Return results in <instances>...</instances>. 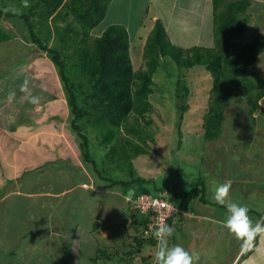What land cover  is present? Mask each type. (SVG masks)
Masks as SVG:
<instances>
[{"label":"rangeland","instance_id":"374dc122","mask_svg":"<svg viewBox=\"0 0 264 264\" xmlns=\"http://www.w3.org/2000/svg\"><path fill=\"white\" fill-rule=\"evenodd\" d=\"M249 2L252 3V5H249L250 7L248 6L245 12V15L248 18V23L243 33L237 39L239 43H246L253 38H258L261 41L258 33L253 30V24L258 28L264 21V3L259 7L255 0H249ZM23 3H25V6V0L19 2L17 0H7L6 5L11 11H22L23 9L21 7L23 6ZM127 5L130 6L129 4ZM136 5L139 9L143 10L144 6H141L140 4ZM175 6L179 9H190L197 13L198 17L203 16V10L208 13L211 11V9L207 11V5L199 1L196 3L181 2ZM175 6L174 8H171L172 11H175ZM251 12L255 15H252ZM211 13L213 15V10ZM122 15L128 18V11L125 8H123ZM67 19L68 18H65V22H67ZM48 21L49 23H52L50 17ZM65 22H62L60 25H65ZM128 22L131 26L134 25L131 21ZM142 22L143 21L141 20L140 23ZM134 23L136 32L134 35L132 34L134 40L131 42L132 46L130 47L129 52L133 67L134 69H137L138 67H142L143 59L141 49L143 50L146 32L148 31L150 23L148 21L145 26L142 25L143 27L138 24L139 22L134 21ZM0 26L6 30L7 33L9 32L12 34V32H14L19 35L18 38L21 37V39L22 34L23 37L27 34L24 31L18 30L16 23L10 22L3 17L0 18ZM99 34V30H94L91 32V38ZM23 44L24 43L21 40H16L14 37L11 41L8 40L0 44V74H8L7 71L10 67L14 66L22 57H25L26 60L35 57L34 59H37V61L33 64L34 67H32V70L36 74L42 72L39 79L44 81V85H46L45 82L52 83V79L57 82L56 86L58 87V93H56L55 83L54 85L52 83V86L49 87L52 96L49 97L51 99L54 97L55 101L60 97L61 100H63L66 96V92L63 84L59 80L55 66L47 61L48 55L41 52L34 44H30L32 48H27L29 49L28 51L26 49L23 51V48L25 47ZM263 55L264 53L257 58V61L263 60ZM28 62L29 61L26 62L27 66L30 64V62ZM250 69L254 70L261 76L264 75V67H260L259 62L258 65H255V68L251 65ZM180 74L184 75V79L181 81H184L189 89V94L187 96L188 108L184 112L180 125L181 136L177 134L176 123L178 110L175 105L176 99L174 98L175 83ZM19 79H24V77L20 75ZM153 79L156 84L153 86L154 91L149 95V99L154 105V110L146 117V119H151L152 122L146 125L140 120L139 126L144 130L146 129L151 132L155 141L154 143H150L152 149L151 154H140L132 160L131 165L133 167V175L146 179L147 182L145 184L150 186V189H157L164 194H170L174 190L178 194L180 192V190L178 191L179 186L182 188V191L187 188H192L190 191L192 192L190 193L192 198H194L195 192V194H200L199 196H202V199L205 202V204L201 203L197 205L195 209L204 210L205 206L206 209L209 208L215 210L213 213L214 215H220L218 210L220 206L213 199L214 189L218 184L231 180L232 188L229 199L247 205L250 210L249 216L254 220L255 215L261 214L263 212L262 210H264V96L259 100L260 107L253 113L254 121L252 122V118L247 113L248 106L245 97L237 92L235 94L236 96L229 99L227 106L225 107V119L221 126L220 136L215 140L209 141L205 140L203 137L204 129L202 127V122L203 114L207 107L208 96L210 94L212 78L205 67L202 65H194L192 67L179 69L169 56H165L160 58V65L157 71L153 74ZM46 100L47 99H45L44 102H46ZM55 101L53 99L51 104L46 105L45 107L50 109L58 106L59 102ZM65 105L66 104H64V106ZM63 110L64 107L59 109L58 112H55L56 116L46 115L43 121H33L34 129L44 128L46 131L42 136L44 141H41L40 136L32 137V142L35 141L37 143V148L34 149L31 147L36 151V154L32 152L31 155H36V160L30 165L25 166L34 169L40 165L46 164L44 166L47 167L49 159L52 162L56 157H66L68 163L73 164L66 167L64 165L63 169L66 170L67 176L71 175V171L74 173L73 168L78 166L79 163L81 164V167H84L81 156V152L83 151L77 143V136L69 124L71 116L64 119L63 113H61ZM132 116L133 114L131 113L127 121L128 124L134 122ZM49 117H51L52 120H50ZM24 122L25 121L22 123ZM61 125L63 128L60 130H64L65 133L63 138L58 136L59 131H55L56 128L62 127ZM19 129L21 130L19 134L25 135V125L22 124ZM87 130L84 132L89 137L88 151L101 175L117 179H130L128 164H125L124 161L117 160L115 161V165V163L109 159L108 155L105 154L106 146L103 143H99L101 140L100 136L95 135L92 137L90 129ZM55 132L58 134L56 135ZM7 139V136L2 137L0 134V195L2 193L4 195L0 207L8 209L11 212L7 215L5 214L0 220L3 219L10 221L11 224H13L12 230L21 233L25 231L23 228H26V226L24 225H30L31 221H33V216L39 215V213H36L37 211L46 213L48 209L51 208L47 203L43 201L41 202V199L24 197L23 192L29 189V184H31L34 177L40 179L41 176L45 178L49 177L50 174L46 172H44V174L39 171V173L35 175L36 172L30 171L31 174L30 172L26 173L22 179H19L18 181L15 180L14 172L11 169V156L15 157V164L20 160L28 159L20 153L21 149L17 151L12 150L11 153H14L12 155L8 153L5 141ZM50 142L53 143L51 146H49ZM178 143H180V146L177 145ZM44 145L47 147L45 148ZM21 146V144H18L16 147ZM70 157H72L71 160ZM86 166L88 168H93L91 163L86 164ZM77 177H81V173L77 174ZM198 179H200V182H197L199 181ZM11 180L12 185L10 182ZM52 180L54 186L67 182L60 181L59 178ZM25 182L27 185H25ZM100 183H102V181H100ZM202 183L204 184V187H202ZM135 185L136 183H132L127 187L129 189L126 191L123 189L125 192L123 197L124 200L126 196L132 194V188H134ZM175 185H178V187H175ZM192 185L194 186L192 187ZM12 188H15L14 190H19L17 195L20 196H17L16 194L6 195V192H8L9 189L12 190ZM121 192L122 191L119 193ZM102 199L110 200V203H113L116 209L121 205H125L123 204V199H119L117 195L105 196ZM89 201L92 202V199H89ZM75 202H77V199L74 200L72 204ZM78 203L79 204L76 206H72L73 211L76 213L74 219L80 221V224H83L84 227H78L74 233L75 235L68 233V230L67 233H64V236H66L68 240V244L65 245H69L71 248L74 247V250L67 251L66 249L68 248H64L63 245L59 246L55 243L54 238H59L58 233L60 231H57L56 228H54L51 235L52 242L50 243L52 250L49 251V254H43V251L41 250L43 246L36 245L34 243L36 240L33 241V248L26 242L29 248L37 249L38 252H42V257L43 255L48 257L51 252H54L51 254L50 258L41 261L42 258L38 255L31 257L33 252L31 251L29 256L27 254L16 255L18 259L23 256L19 261L24 264H116L114 257L107 260L100 254L101 258H99V255H95L94 252L97 247L96 240L99 238L98 231L100 229L98 225L104 226L105 223H98L95 227L90 228L87 223L88 216L82 211L80 202ZM123 210L125 211V208ZM221 214L225 218L228 215L225 206H223ZM121 216V218H115L112 216V223H117L121 220L118 224L123 226L125 214ZM137 217L140 216L137 215ZM261 217L262 219L264 218V212L261 214ZM173 218H175V215ZM191 224L187 225L186 223H183V221L173 220L171 227L175 229V232L168 238L170 246L180 244L190 252L198 253L200 256L198 264H230L229 259L234 255L236 246L240 241H238L233 235L228 234V230H225V228L221 226H217L216 229H209L207 234L202 230L200 232V235L202 236L199 235L198 237V235H195L197 238L193 241L190 237L192 236L190 232L193 230ZM192 226L194 228L193 224ZM136 227L137 226L134 224H131V227L129 224L126 225V229H128L131 234L129 245L127 243L128 240L124 242L127 238L122 237L121 240L117 241L113 246L119 247L123 250V253H120V256L123 257L122 262H127V264H154L157 243L152 244L147 241H142L140 245L135 243L133 240L134 235H140V230H137L140 228L136 229ZM216 238L218 241L215 242L214 239ZM29 239L30 237H27L23 240L29 241ZM200 242L207 246V250L202 251L199 248ZM10 246L13 245L11 243H4V248L2 244L0 245V248L4 251V257L8 256L7 250ZM60 247L63 248L58 249ZM127 250H132V252L126 253ZM135 255H138L137 258H135ZM244 257L245 255H239L237 257V260H239L238 264H242Z\"/></svg>","mask_w":264,"mask_h":264},{"label":"trees","instance_id":"16d2710c","mask_svg":"<svg viewBox=\"0 0 264 264\" xmlns=\"http://www.w3.org/2000/svg\"><path fill=\"white\" fill-rule=\"evenodd\" d=\"M25 2L26 5L23 3L21 7L24 11H11L6 5L7 0H0V18L16 23L18 30L27 33L24 37L22 34L23 41L31 42L30 44L46 53L49 62L55 66L66 92L68 117L71 116L69 124L83 151L82 162L84 166L90 163L93 165V168L87 167L88 171L108 180L109 186H119L125 191L129 189L127 187L130 184L136 183L132 188L134 197L140 194L162 195L176 208L173 216L176 213L182 215L193 200L205 204L202 196L195 194L194 190L195 196L192 198V188L182 191L179 186L178 194L175 190L164 194L157 189H150V186L145 184L146 179L133 175L132 160L140 154H151L150 143L155 141L151 132L139 126V121L142 120L146 125L152 122L146 117L154 110V105L149 99L156 84L153 74L160 65V58L165 56H169L179 69L202 65L210 73L212 85L202 122L205 140L212 141L220 136L225 107L237 92L245 97L247 113L252 122L254 121L253 113L260 107L259 100L264 96V75L251 70L250 66L263 52L264 42L258 38L246 43H239L237 40L248 23L245 12L250 4L249 0H212L215 38L212 46L182 47L174 44L168 39L163 22L156 19L143 45L142 67L137 69H134L131 61L129 51L132 39L124 24H109L99 35L91 38V32L104 19L111 0ZM49 17L52 23H49ZM65 18H68L67 22ZM62 22H65V25H60ZM15 36L19 35L14 32L7 33L0 26V44ZM182 79L184 75L180 74L174 92L178 110L176 128L180 136V125L188 108L189 94V89ZM131 113L134 122L128 124ZM87 129H90L92 137L100 136L99 143L106 146L105 154L115 165L117 160L128 164L130 179L101 175L88 151L89 137L84 132ZM177 145L180 146V143ZM198 180L197 182H200V179ZM201 185L204 187L203 183ZM133 215V224L137 226L136 229L140 228L137 229L140 230V235H134L133 240L137 244L142 241L157 243L153 236L143 237V230L148 226V215L139 211L133 212ZM170 220L169 216L166 222L169 226ZM252 248L243 253L249 254ZM14 253L10 251L8 256L2 257L0 264H24L19 261L23 256L18 259ZM100 255L106 259L110 257V253L106 252Z\"/></svg>","mask_w":264,"mask_h":264},{"label":"crops","instance_id":"0c3cea01","mask_svg":"<svg viewBox=\"0 0 264 264\" xmlns=\"http://www.w3.org/2000/svg\"><path fill=\"white\" fill-rule=\"evenodd\" d=\"M198 1L203 2V4L207 5V11L209 9H211V11L213 10L212 0H111L104 19L98 24L95 29H93V31L99 30V33H101L109 24L122 23L127 27L132 39L131 42H133L134 39L132 37V34L134 35V33L136 32V29L134 28V21L139 22L138 24H140L141 27L145 26L149 21L150 25L148 27V31L146 32L147 36L156 19H160L165 26L168 39L174 44L182 47H190L193 45L212 46L214 45V34L213 15L211 11L208 13L203 10V16L198 17V14L190 9H179L177 6H175L181 2L196 3ZM256 1L258 0H255V2ZM256 3L257 5H259V7H261L264 3V0H259ZM127 4H129L130 6H128ZM136 4L144 6L143 10L139 9ZM249 5L251 6L252 3H250ZM174 6L175 11H172L171 8H174ZM123 8L128 11V18L122 15ZM251 14L255 15L253 12H251ZM141 20L143 21L142 23H140ZM128 21H131L134 25L131 26ZM253 25V30L258 33L261 41L264 42V21L258 28L255 24ZM18 37L19 36H15L14 38L16 40H21L24 43L23 45H25V47L23 48V51L25 49L28 51L29 49L27 48L31 47L30 43H26L23 41V39H20ZM11 40L12 38L10 39V41ZM131 46L132 45L130 43V47ZM263 53L264 50L259 54L257 58H259ZM34 58L35 57L26 60L25 57H22L14 66L10 67V69L7 71L8 74H0V134L2 137L7 136L8 138L7 140H5L8 153L12 155L14 154L11 153L12 150L17 151L21 149L20 153L24 157H26V159H28L20 160L17 164H15V157L11 156V169L14 172L15 180L18 181L19 179H22L24 175L26 173H29L30 171L36 172L35 175L39 173V171L41 173L46 172L50 174L49 177L44 178L43 176H41L40 179L38 177H34L31 184H29V189L23 192V196L27 198L35 197V199H41V202L43 201L47 203L49 206H51V208H49L46 213L37 211L36 213H39V215L33 216L34 218L33 221H31V224L24 225L26 226V228H22L25 231L21 233L12 230L13 224H11L10 221L3 219L0 220V245L2 244L4 248V243H11L13 246L8 247V253L10 251H14V255L23 253L29 256V253L33 251L32 254L30 253L31 257L38 255L42 258L41 261H45L46 258H50L51 254L54 252H51L48 257H46L45 255H43L42 257V252H38L37 249H32L33 241L36 240L34 242L36 245L43 246V248L41 249L43 251V254H49V251L52 250L50 246V243L52 242V230L56 228V230L60 232L58 233L59 238H54L55 243L59 246L63 245L64 248H68L66 249L67 251L74 250V247L71 248L69 247V245H65L68 244V240L67 237L64 236V233H67L68 230V233L74 234L78 227H84L83 224H80V221L74 219L76 213L72 209V206H76L77 204H79L78 202H80L82 211L85 212L88 216L87 223L90 228L95 227V225H97L96 223H105L104 226L98 225L100 229L98 231L99 238L96 240L97 247L94 252L95 255L98 256L102 252H106L107 254L110 253L109 259L114 257L116 260V264L123 263V257L120 256V253H123V250L113 245H115L117 241H120L122 237H126L127 239H125L124 242L128 240L127 243L128 245L130 244L129 242L131 241V234L130 231L126 229V225L129 224L131 227V224H133L132 217L134 215L126 205H121L116 209L113 203H110V200L102 199L105 196L117 195L119 199H123V204H125V200L123 198L125 192L122 188H120L119 186H109L108 180L95 175L94 172H89L87 166L81 167V164L79 162V165L73 168L74 173L71 171V175L67 176L66 170L63 169V167L64 165L66 167L73 164H69L66 157V159L64 157H56L52 162L49 159L47 167L44 166L46 164L40 165L34 169H30L29 166H25L30 165L34 162V160H36V155H31L32 152H36L34 151V149L37 148V143L35 141L32 142V137L40 136L41 141H44L42 139V136L46 131L44 128H38L39 130L36 128L34 129L33 121H43L46 115L56 116L55 112H58V110L62 107H64V110L61 112L63 113L64 119L68 118V107L65 101V97L63 100H61L60 97L56 101L53 97L55 102H59L58 106L52 107L50 109H47L45 107L46 105L51 104L53 100L50 98L52 95L50 92L51 89L49 88L50 86H52V83L53 85L55 83L56 93H58V87L56 86L57 82L52 79V83L45 82L46 85L43 86L44 81H41V79H39L42 75V72L36 74L32 70V67H34L33 64L37 61V59ZM27 61L30 62L28 66L26 65ZM47 61L49 62L48 58ZM258 62L260 64V67H264V57L263 60L257 61L256 59L252 64V67L255 68V65H258ZM20 75H22L24 79H19ZM25 79L29 80V93L33 95H39L41 97L42 101L39 105L30 104L27 99L29 93H22L20 91V85ZM13 91L16 93L15 98L12 101H9L7 98L8 93ZM45 99H47L46 102H44ZM64 104L66 105L64 106ZM49 119L52 120L51 117H49ZM23 121L25 122L22 123ZM22 124H24L26 128L25 135L19 134L21 131L19 128ZM61 128H63V126L55 129V131H59V134L56 132L55 133L56 135L58 134L59 137L63 138L65 133L64 130H60ZM18 144H21L23 147H16ZM51 144L53 143L50 142L49 146H51ZM31 147L34 149H32ZM44 147L46 148L47 146L44 145ZM71 159L72 157H70V160ZM73 159L76 160L75 158ZM76 173H81V177H77ZM55 178H59L60 181L67 182L54 186L52 183V179ZM100 181H102V183H100ZM10 182L12 185V180ZM25 185H27L26 182ZM15 188H12V190L9 189L8 192H6V195H17L19 193V190H14ZM120 191L122 192L119 193ZM3 198L4 195L2 193L0 195V206L3 202ZM76 199L77 202L72 204V202ZM89 199H92V202H90ZM199 204L201 203H198L197 200L191 201L188 204V209L186 211H183L182 215L181 213H176L175 218H172V220L170 221L171 225L173 224L174 219L175 221H183V223H186L187 225H190L192 223L194 225V228L191 224V228L193 230L190 232L192 235L190 237L193 241L197 238L195 237V235H198L199 237L202 230H204L207 234L209 229H216L217 226L224 227L223 221L226 219L221 214L223 211L222 206L218 208L220 215H214L213 213L215 212V210L209 208L206 209L205 206L204 210L195 209ZM124 208L125 211L123 210ZM262 211L264 212V210ZM9 212L11 211L0 207V218H3V216L5 214L7 215ZM124 214L125 220L123 221V226L118 224L119 222H121V220L117 223H112V216H114L115 218H121V215ZM261 214H256L253 221L262 222ZM224 228L225 230H228L226 227ZM227 233L232 235L231 233H229V231H227ZM27 237H30L29 241L23 240ZM214 240L215 242L218 241L217 238ZM26 242L29 243L32 248H29ZM254 242L255 244L253 245L251 252L247 255H245V253H242L241 242H239V244L236 246L234 255H232L229 259V263L238 264L239 260H237V257L239 255H245L242 264H263L264 237L258 236ZM63 247H60L58 249H61ZM199 248L202 251L207 250V246L202 242H200ZM129 252H132V250H127L126 253ZM137 256L138 255H135V258H137ZM2 257L4 258V251L2 248H0V259ZM99 258H101L100 255ZM125 264H127V262H125Z\"/></svg>","mask_w":264,"mask_h":264},{"label":"clouds","instance_id":"9594fccd","mask_svg":"<svg viewBox=\"0 0 264 264\" xmlns=\"http://www.w3.org/2000/svg\"><path fill=\"white\" fill-rule=\"evenodd\" d=\"M20 91L22 93H29L28 79H25L20 85ZM15 95L16 93L14 91L9 92L8 100L12 101ZM27 99L32 105H39L41 102L39 95L30 93ZM231 188V180L218 184L214 189L213 199L217 204L226 207L228 215L223 221V226L241 242V251L245 252L252 248L253 242L258 236L264 237V222H254L249 216L250 210L247 205L229 199ZM129 210L133 211L130 208ZM170 217L172 219L173 214ZM174 232L175 229L164 222H161L154 230L153 236L157 240L154 264H198L200 259L198 253L190 252L180 244L170 246L168 238Z\"/></svg>","mask_w":264,"mask_h":264},{"label":"built area","instance_id":"2783aa9c","mask_svg":"<svg viewBox=\"0 0 264 264\" xmlns=\"http://www.w3.org/2000/svg\"><path fill=\"white\" fill-rule=\"evenodd\" d=\"M125 203L131 210L139 211L143 215H148V226L143 230V237L153 236L156 227L161 222L166 223L168 217L176 211V208L160 194H140L136 197L131 194L125 197Z\"/></svg>","mask_w":264,"mask_h":264}]
</instances>
